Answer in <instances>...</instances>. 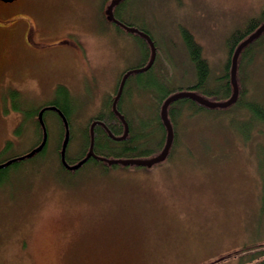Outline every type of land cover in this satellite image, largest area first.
Wrapping results in <instances>:
<instances>
[{"label": "rangeland", "instance_id": "obj_1", "mask_svg": "<svg viewBox=\"0 0 264 264\" xmlns=\"http://www.w3.org/2000/svg\"><path fill=\"white\" fill-rule=\"evenodd\" d=\"M106 1L4 4L17 26L0 35V152L11 143L0 158L36 147L39 134L29 115L55 99L58 85L79 107L70 122L75 140L68 155L83 151L86 126L116 96L124 72L145 56L138 37L106 19ZM127 4L124 18L155 37L164 78L172 69L165 56L179 65L164 82L168 88L189 84L183 29L201 45L216 77L228 56L227 38L264 8V0ZM26 20L43 42L33 54L23 41ZM250 66L249 82L264 105V49ZM136 94L125 101L126 112L149 119L153 100ZM51 112L44 115L50 127L46 157L23 160L0 182V264L264 262V120L246 109L203 108L184 116L181 145L152 167L104 168L92 161L67 171L57 153L61 125Z\"/></svg>", "mask_w": 264, "mask_h": 264}, {"label": "trees", "instance_id": "obj_2", "mask_svg": "<svg viewBox=\"0 0 264 264\" xmlns=\"http://www.w3.org/2000/svg\"><path fill=\"white\" fill-rule=\"evenodd\" d=\"M110 2L111 0L106 1V3L109 4ZM127 7H128L127 0H123L117 6H115L114 8L115 17L124 24H126L127 26L136 27L151 36L157 48V56L155 63L147 71L142 73L132 74L128 77L123 94L117 103V109L124 116L125 118L124 121L113 110L112 106L115 97L112 98V100L109 99L107 105H105V107L101 110L98 116H96L90 122V124L86 126L85 133L82 137V139L84 140L83 151H81L79 154H77L74 157H70L68 155V149H67L66 159L67 162L71 165H76L78 162H80L86 157L91 142L90 125L95 120H99L104 125H106V127L112 132V134L115 137H121L125 133V126H126L125 122H127L129 127V133L127 137L122 140H116L110 137L107 130L101 124L96 125L94 129L95 132L94 152L97 156L105 157L109 159H143L145 158V156L153 157L159 154L165 146L166 136H167V129L161 117V109L164 102L171 95L179 91H193L202 96H204V94L209 95L212 97L213 101L223 102L229 100L234 91V87L232 84V76H231L233 54L242 42H244L251 35H253L264 24V8H263L261 15L259 17L251 18L244 27L235 30L227 38L226 47L228 50V56L226 61L222 65V70L220 74L216 75V77H213L212 68L210 66V63L207 61V59L203 54L201 45L197 42L194 35L189 30L183 29L181 31V34H182V38L184 39L183 40L184 47H185V52L187 54L186 60H188L190 65L189 68H187V70L185 71L186 79L189 80L188 82L189 84L186 85L185 87L181 86V87L168 88V86L165 87L166 85L164 84V82L167 79L171 81V79L174 78L175 74L173 69H177L179 67L178 63L175 64L172 58L165 56L166 60L169 62V65L171 66L170 68H172L171 72L170 71L166 72V79H165L164 78L165 73H163L164 71L160 70L162 65V64L160 65L161 54H160V48L157 44L155 37L150 33V31H148L144 27H139L136 24L124 18V10L129 11ZM116 26L118 29L124 30V28L118 25ZM130 33L138 37L139 42L141 44V48L145 52V56L140 65H137L135 67H130L124 72L123 76L132 69L140 68L148 65L152 54L151 46L144 37L135 34L133 32ZM263 49H264V32L259 38H257L255 41H253L251 44H249L242 50L238 60V69H237V82L239 86L238 101L234 105L225 108V109H234V108L246 109L247 111L250 112V114H253L254 117L260 120H264V105L258 102L252 90V84H250L249 81H251L252 79V70H251L252 67L250 65L252 64V62L255 61L256 55L262 52ZM159 70L162 71L163 76L161 75ZM158 73L160 74L161 77L158 76ZM253 73H255L254 70ZM152 76L154 77V79H152ZM118 88H117V92H118ZM136 93L137 94L145 93L149 95L150 98L153 100L154 103L152 106H154V113L149 117V119L148 118L143 119L141 116V112L139 114H137L135 111L126 112L125 101L127 100V98L128 100H130L133 97V95ZM56 94H57L56 99L35 108L32 111V113L29 115L31 119L35 118L33 123L36 125L39 134V139L37 141L38 143L35 144L34 146H38L41 143L44 134L43 128L38 118L36 119V115H39V112L46 106L47 107L55 106L65 115L68 121L69 132H70L69 143L75 140V133L71 128L70 122L73 120L72 116H74V113H76V111L79 108L77 105L78 101L71 94V92L63 86L58 87ZM203 108H208V107L200 105L198 102L189 98L179 99L169 106L168 113L174 129V140L167 158H171L174 152L176 151V148L179 145H181L182 133L180 132L179 129L181 120L187 114H189L190 116L193 114H197ZM51 111H53L51 113L57 116V119L59 120L61 125V131L58 139L57 153H58V159L62 165L61 148H62V143L65 139L66 127L59 111L56 110L55 111L51 110ZM133 115L135 118H132ZM44 122L48 133L47 144L40 153L36 154L32 158H27V159L46 157V155L49 152L50 127L45 119ZM179 136H181V139ZM8 145L10 146H8L6 150L10 149L11 143H9ZM17 156L20 155L16 153L11 155L10 157L16 158ZM8 159L9 158L5 160ZM92 161L101 164L104 168L109 167L107 163H105L104 161L95 159L93 157L89 159L84 164V166ZM21 163L22 161L21 162L17 161L8 168L5 169L1 168L0 182L6 178V173L9 171L10 168L18 167V165H20ZM254 246L255 245L249 247V249L254 248ZM247 249L248 247H245L243 250H247ZM262 255H264V253ZM262 264H264V262Z\"/></svg>", "mask_w": 264, "mask_h": 264}, {"label": "water", "instance_id": "obj_3", "mask_svg": "<svg viewBox=\"0 0 264 264\" xmlns=\"http://www.w3.org/2000/svg\"><path fill=\"white\" fill-rule=\"evenodd\" d=\"M0 1L11 3V2H14L16 0H0ZM122 1L123 0H111L110 4L107 6V9L105 11V15H106L107 20L115 23L116 25H118L124 29H126L127 31L137 33L138 35L144 37L148 41V43L150 44L151 50H152L151 58H150L148 65H146L144 67H140V68H135V69L128 71L123 76L121 83L119 85V89H118L116 97L113 101L112 107H113L114 112L124 121L125 120L124 116L117 109V103L123 94L126 81L130 75L145 72L153 66V64L155 63V60H156V56H157V48L155 46L153 39L151 38V36L149 34L141 31L140 29H138L136 27L127 26L126 24H124L123 22H121L120 20H118L115 17L114 8H115V6H117ZM263 32H264V24L253 35H251L248 39H246L244 42H242L238 46V48L235 50L233 57H232V70H231L232 84L234 87V91H233V94L229 100L223 101V102L213 101V100L207 99L204 96H202L196 92H193V91H179V92H176L173 95H171L164 102V104L162 105V109H161V117H162L164 125L167 129V136H166L165 146H164L163 150L158 155L150 157V158H146V159L145 158H143V159H109V158L97 156L94 152V145H95L94 129H95L96 125L101 124L107 130L110 137L113 139H116V140L125 139L129 133V127H128L127 122H125V125H126L125 126V133L121 137H115L112 134V132L106 127V125H104L102 122L97 120V121L92 122V124L90 126L91 142H90L89 151H88L86 157L83 160H81L80 162H78L76 165L70 166L67 162V159H66L67 149H68L69 140H70L68 121H67L65 115L59 109H57L55 106H51V107L43 108L39 112V115H38V120H39V122L43 128V133H44L41 143L38 146H36L35 148H33L27 154L21 156L20 158L12 159V160L8 161L6 164L0 165V168L7 166V165H11L13 162H16L17 160H24L27 158H32L44 149V147L46 146L47 141H48V133H47L46 125L44 122V113H45V111H47L49 109L54 110V111L55 110L59 111V113L62 116L63 121L65 123L66 134H65V139L62 143V148H61V161L69 169H72V170L79 169L81 166H83L92 157L95 159L104 161L105 163H107L108 166L122 165V166L152 167L153 165L158 164V163L166 160V158L169 155V151L172 147L173 140H174V129H173V125L171 123L170 117H169V113H168L169 106L172 103H174L175 101L182 99V98L192 99V100L198 102L200 105L206 106L210 109H216V108L225 109V108H228V107L234 105L238 101V97H239V86H238V82H237V69H238V60H239L240 54L246 46H248L253 41H255L257 38H259Z\"/></svg>", "mask_w": 264, "mask_h": 264}, {"label": "flooded vegetation", "instance_id": "obj_4", "mask_svg": "<svg viewBox=\"0 0 264 264\" xmlns=\"http://www.w3.org/2000/svg\"><path fill=\"white\" fill-rule=\"evenodd\" d=\"M17 1V0H16ZM15 2V1H14ZM14 2H11V3H14ZM3 3V4H2ZM5 3H7V2H4V1H0V35H2V34H4V35H6V34H9L10 33V31L12 30V29H14L17 25H14V23H15V19H16V17H10L11 15L10 14H13V13H11V11H9L7 8H6V6L4 5ZM10 17V18H9ZM5 24H7V25H9L7 28H2L1 26H4ZM23 33H24V35H23V41H24V44L26 45V47L28 48V50L29 51H31L32 52V54H33V50L34 49H38V48H40V47H42L43 46V42H37L35 39H34V29H33V27H32V25H31V23L28 21V20H26L25 21V23H24V25H23ZM72 43L71 41H67V40H60L58 43H60V44H63V43ZM60 86H63V87H65V88H67L66 86H64V85H58V87H60ZM58 87H57V89H58ZM68 89V88H67ZM56 95V94H55ZM57 98V95L55 96V99ZM51 102V101H50ZM48 107H51V106H48ZM38 117V116H37ZM65 132H66V130H65ZM9 143H7L6 145H4L3 146V150L0 152V156H1V153L3 152V151H5L6 150V148H7V145H8ZM21 156H23V155H21ZM21 156H17L16 158H20ZM16 158H11V159H8V160H5V159H7V158H5V157H3V158H0V165H2V164H6L8 161H10V160H12V159H16ZM3 160H5V161H3ZM17 161H23V160H17ZM16 161V162H17ZM15 162H13L12 164H14ZM11 164V165H12ZM69 164V163H68ZM11 165H7V166H4V167H2V169H5V168H8V167H10ZM70 166H73V165H71V164H69ZM62 168L63 169H65V170H67V171H76V170H72V169H69V168H67L63 163H62ZM83 167V166H82ZM81 167V168H82ZM1 169V168H0Z\"/></svg>", "mask_w": 264, "mask_h": 264}, {"label": "crops", "instance_id": "obj_5", "mask_svg": "<svg viewBox=\"0 0 264 264\" xmlns=\"http://www.w3.org/2000/svg\"><path fill=\"white\" fill-rule=\"evenodd\" d=\"M180 260L179 259H175V264H180Z\"/></svg>", "mask_w": 264, "mask_h": 264}]
</instances>
